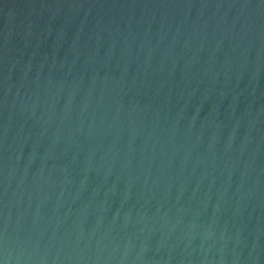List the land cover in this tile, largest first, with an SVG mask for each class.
Listing matches in <instances>:
<instances>
[{"label":"water","instance_id":"water-1","mask_svg":"<svg viewBox=\"0 0 264 264\" xmlns=\"http://www.w3.org/2000/svg\"><path fill=\"white\" fill-rule=\"evenodd\" d=\"M0 264H264V0H0Z\"/></svg>","mask_w":264,"mask_h":264}]
</instances>
